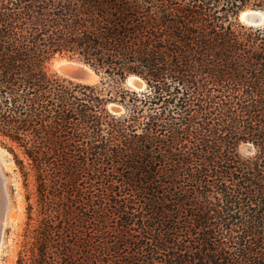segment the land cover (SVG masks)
<instances>
[{"label": "trees", "instance_id": "trees-1", "mask_svg": "<svg viewBox=\"0 0 264 264\" xmlns=\"http://www.w3.org/2000/svg\"><path fill=\"white\" fill-rule=\"evenodd\" d=\"M248 8L264 0H0V144L35 174L39 264H264ZM57 55L106 81L51 74Z\"/></svg>", "mask_w": 264, "mask_h": 264}, {"label": "rangeland", "instance_id": "rangeland-1", "mask_svg": "<svg viewBox=\"0 0 264 264\" xmlns=\"http://www.w3.org/2000/svg\"><path fill=\"white\" fill-rule=\"evenodd\" d=\"M251 10L254 9L248 8L243 12ZM241 14L239 19L243 22L241 20ZM62 60L67 62L76 61L75 59L57 55L51 61L50 72L61 78H66L60 71L59 67L61 65H57V63ZM102 81L106 80L99 74L94 84H99ZM125 85L128 87L131 86L128 85L127 80L125 81ZM145 88L146 85L144 84V89ZM114 106L122 110L121 106H118L117 104ZM244 151L248 152L249 149H242V152ZM16 154L19 159H24L21 150L16 149ZM25 163L27 165L28 162L25 160ZM0 165H2L5 175L9 179L8 191L11 198V209L8 213L6 225L4 227L3 246L0 252V264H39L41 261L39 251L37 247L35 248L34 240L28 236L29 231L39 228L43 217L40 215L35 174L34 172H31L28 179L25 180L20 167L16 163L14 154L1 144ZM29 169L30 167H28V171Z\"/></svg>", "mask_w": 264, "mask_h": 264}, {"label": "water", "instance_id": "water-1", "mask_svg": "<svg viewBox=\"0 0 264 264\" xmlns=\"http://www.w3.org/2000/svg\"><path fill=\"white\" fill-rule=\"evenodd\" d=\"M244 23L254 26L264 24V12L256 10L247 11ZM59 68L66 79L78 83L89 84L93 80L94 75L99 76L98 72H96L88 64L79 60L67 62L64 65H61ZM133 77L134 79H132V85L130 87L137 91L144 90V84L141 78L138 76ZM111 111L114 113H120L121 109L116 106H112ZM7 188V179L0 167V246L4 236V224L10 205V194H8L9 191Z\"/></svg>", "mask_w": 264, "mask_h": 264}, {"label": "bare ground", "instance_id": "bare-ground-1", "mask_svg": "<svg viewBox=\"0 0 264 264\" xmlns=\"http://www.w3.org/2000/svg\"><path fill=\"white\" fill-rule=\"evenodd\" d=\"M246 14H247V11H246V12H243V13L241 14V20H242L243 22H244V20H245ZM66 63H67V61L62 60V61H59V62L57 63V65L60 66V65H64V64H66ZM97 78H98V76L94 75L93 80H92L89 84H93V83H95V81L97 80ZM132 79H134L133 76H131V77L127 80L128 85H132ZM143 84H144V82H143ZM0 167H1L2 172H3L4 176L6 177V179H7V183H8V180H9V179H8V177L5 175V172H4V169H3L2 165H0ZM7 189H8V188H7ZM8 194H9V192H8ZM10 209H11V198H10V205H9L8 213L10 212ZM8 213H7V216H6V220H7V217H8ZM4 225H6V221H5V224H4ZM2 246H3V240H2V244H1V246H0V252H1Z\"/></svg>", "mask_w": 264, "mask_h": 264}]
</instances>
